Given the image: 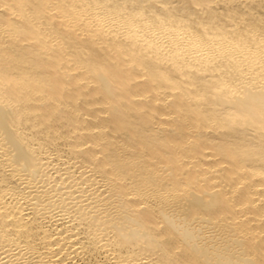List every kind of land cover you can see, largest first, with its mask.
Segmentation results:
<instances>
[{"label":"bare ground","instance_id":"1","mask_svg":"<svg viewBox=\"0 0 264 264\" xmlns=\"http://www.w3.org/2000/svg\"><path fill=\"white\" fill-rule=\"evenodd\" d=\"M0 264H264V0H0Z\"/></svg>","mask_w":264,"mask_h":264}]
</instances>
